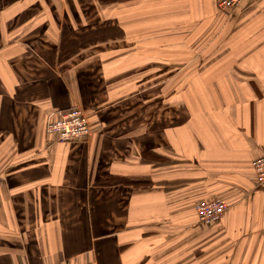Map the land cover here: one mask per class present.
I'll use <instances>...</instances> for the list:
<instances>
[{
  "label": "crops",
  "instance_id": "obj_1",
  "mask_svg": "<svg viewBox=\"0 0 264 264\" xmlns=\"http://www.w3.org/2000/svg\"><path fill=\"white\" fill-rule=\"evenodd\" d=\"M263 145L264 0H0V264H264Z\"/></svg>",
  "mask_w": 264,
  "mask_h": 264
},
{
  "label": "built area",
  "instance_id": "obj_2",
  "mask_svg": "<svg viewBox=\"0 0 264 264\" xmlns=\"http://www.w3.org/2000/svg\"><path fill=\"white\" fill-rule=\"evenodd\" d=\"M242 0H218V8L223 12L234 10ZM49 136L62 142L85 140L92 135L93 130L89 114L84 109L75 106L59 113L57 117L50 118L46 125ZM257 183L264 187V145L259 157L253 161ZM1 183V180H0ZM228 204L221 198L203 200L196 205L199 221L211 225L219 222L225 215ZM66 264V263H59ZM86 264H97L88 262Z\"/></svg>",
  "mask_w": 264,
  "mask_h": 264
},
{
  "label": "rangeland",
  "instance_id": "obj_3",
  "mask_svg": "<svg viewBox=\"0 0 264 264\" xmlns=\"http://www.w3.org/2000/svg\"><path fill=\"white\" fill-rule=\"evenodd\" d=\"M160 18H162V19H165V18H163V16H161ZM201 33H199V34H195V37H194V39H195V41L196 42H201L202 41V37H201V35H200ZM186 40V38L185 37H182V38H180V47H179V58H180V61L182 60V59H184L185 57H187V56H189V55H193V53H192V51H194L195 53H194V56H198V57H201V55H202V48L200 47H195L194 49H190V48H188L187 47V42L185 41ZM191 50V51H190ZM179 66H180V68H179V72L180 73H183V72H185L186 70H185V67H186V64H181V63H179ZM201 66V65H200ZM180 79H178V80H174V81H172L173 82V84H175V83H179V88H180V90H181V88H183V87H186L187 86V82H188V80L187 79H182V77H181V75H180V77H179ZM154 82L155 81H148V83H147V85H148V103H151V102H153V98L151 97V95H153L152 94V92H153V84H154ZM198 81L196 80V83H197ZM163 83L166 85V86H164V95H163V101H164V103H169L168 101L170 100V98H171V85H169L170 84V81H163ZM189 83V82H188ZM192 84V83H191ZM172 92H173V95H174V93H175V90H172ZM182 94H184L185 95V97H182V95L181 94H179L180 96L178 97V98H180V100H183V101H179V103H181V102H185L186 103V100L184 99V98H188L187 97V95H186V93L183 91L182 92ZM178 96V95H177Z\"/></svg>",
  "mask_w": 264,
  "mask_h": 264
},
{
  "label": "trees",
  "instance_id": "obj_4",
  "mask_svg": "<svg viewBox=\"0 0 264 264\" xmlns=\"http://www.w3.org/2000/svg\"><path fill=\"white\" fill-rule=\"evenodd\" d=\"M120 1H122V0H101V2L103 3V4H106V3H113V2H120ZM89 137H91V136H89ZM88 137V138H89ZM87 138V139H88ZM86 140V139H85ZM82 141H84V140H82ZM120 181L121 182H124V183H126V184H130V185H133L134 187H140V183H139V181L138 180H136V179H132V178H129V177H124V178H122V179H120ZM112 182V181H111ZM111 182H109V183H111Z\"/></svg>",
  "mask_w": 264,
  "mask_h": 264
}]
</instances>
